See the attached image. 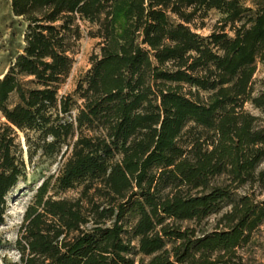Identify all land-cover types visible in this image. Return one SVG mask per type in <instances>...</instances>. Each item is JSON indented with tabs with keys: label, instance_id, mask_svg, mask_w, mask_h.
I'll return each mask as SVG.
<instances>
[{
	"label": "trees",
	"instance_id": "trees-1",
	"mask_svg": "<svg viewBox=\"0 0 264 264\" xmlns=\"http://www.w3.org/2000/svg\"><path fill=\"white\" fill-rule=\"evenodd\" d=\"M11 5L27 24L0 76V224L39 149L66 147L57 182L76 191L40 188L22 264H238L264 223V201L238 193L264 175V119L247 108L264 110V0ZM85 34L98 38L91 67L61 93Z\"/></svg>",
	"mask_w": 264,
	"mask_h": 264
},
{
	"label": "rangeland",
	"instance_id": "rangeland-1",
	"mask_svg": "<svg viewBox=\"0 0 264 264\" xmlns=\"http://www.w3.org/2000/svg\"><path fill=\"white\" fill-rule=\"evenodd\" d=\"M244 1L247 4H252V0ZM219 15L218 11L212 10L205 20L206 26L198 28L197 31L202 34L208 33ZM26 24L27 22L21 16L14 13L11 0H0V76L9 68L16 53L23 50ZM97 41L98 38L96 37L87 34L83 36L73 68L62 86L61 93L74 92L79 79L91 67L90 56L97 48ZM255 76L257 78L256 90H264V66L261 63ZM247 108L264 119V110L251 105H248ZM19 134L22 145L26 147L23 132L19 131ZM32 136L35 140L38 139L37 134L32 133ZM38 141L36 140L37 143ZM65 150L66 147H63L58 153H45L39 149L31 158L25 157V173L7 195L4 219L0 224V236L2 238L0 264H22L17 239L20 235L25 213L31 205L35 204L39 190L43 185H46L45 198L73 197L76 194L75 190H62L57 182L60 169L65 161ZM258 171L264 173V160L261 162ZM251 192L256 194L258 200L264 201V175L263 181H258L254 185H247L238 191L239 194ZM219 216L212 217L209 222V229L214 227ZM237 255L238 264H264V223L253 233L251 240L237 250Z\"/></svg>",
	"mask_w": 264,
	"mask_h": 264
}]
</instances>
